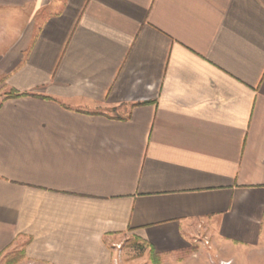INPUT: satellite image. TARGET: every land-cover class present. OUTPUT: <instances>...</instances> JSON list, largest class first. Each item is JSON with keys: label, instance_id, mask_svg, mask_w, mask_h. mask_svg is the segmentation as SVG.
Instances as JSON below:
<instances>
[{"label": "crops", "instance_id": "1", "mask_svg": "<svg viewBox=\"0 0 264 264\" xmlns=\"http://www.w3.org/2000/svg\"><path fill=\"white\" fill-rule=\"evenodd\" d=\"M0 257L264 264V0H0ZM127 243V244H125Z\"/></svg>", "mask_w": 264, "mask_h": 264}, {"label": "rangeland", "instance_id": "2", "mask_svg": "<svg viewBox=\"0 0 264 264\" xmlns=\"http://www.w3.org/2000/svg\"><path fill=\"white\" fill-rule=\"evenodd\" d=\"M4 26H0V53H2L4 44H5V37H4ZM9 92H3V89L0 88V100L8 95ZM127 244V243H125ZM128 245V244H127ZM264 258V249L257 251L252 258L253 261H258ZM0 264H36V262L26 261L24 251L18 250L8 255H3L0 257Z\"/></svg>", "mask_w": 264, "mask_h": 264}, {"label": "trees", "instance_id": "3", "mask_svg": "<svg viewBox=\"0 0 264 264\" xmlns=\"http://www.w3.org/2000/svg\"><path fill=\"white\" fill-rule=\"evenodd\" d=\"M29 93H20V92H17L15 90H11L8 95L6 96V98H11V97H18V96H23V95H27Z\"/></svg>", "mask_w": 264, "mask_h": 264}]
</instances>
